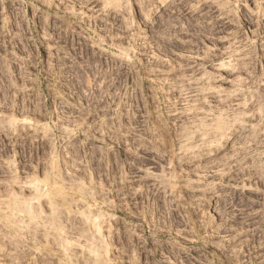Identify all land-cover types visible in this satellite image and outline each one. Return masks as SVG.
<instances>
[{"label":"rangeland","instance_id":"374dc122","mask_svg":"<svg viewBox=\"0 0 264 264\" xmlns=\"http://www.w3.org/2000/svg\"><path fill=\"white\" fill-rule=\"evenodd\" d=\"M27 200L22 264H264V0H0V237Z\"/></svg>","mask_w":264,"mask_h":264},{"label":"bare ground","instance_id":"6f19581e","mask_svg":"<svg viewBox=\"0 0 264 264\" xmlns=\"http://www.w3.org/2000/svg\"><path fill=\"white\" fill-rule=\"evenodd\" d=\"M49 178H51L50 175H49ZM49 181H50V179H49ZM51 182L53 183L54 181H51ZM34 191L36 193H38L39 196H37L35 194L33 196V200H36V199L38 200L39 197L42 195H40L41 193H40L38 187H35ZM50 195H53V196L58 195L60 197V203H62V205H60V206L63 209H59V207H57V206H59V202L57 200L49 197V206H50V210H51V217L47 218L42 223V226L45 228V232L43 234V237L45 238V245H41V241L35 239V236H37V232H38L37 228H38L39 221H38V223L35 222L36 224L34 225L33 232H28L32 236L31 239L34 240L35 245L39 246V247H34V249L39 252L38 254L41 255L42 258L44 256H46L47 259L49 258L48 257L49 255L51 257V254H52L51 251L53 249L52 245L55 242H56V245L62 246L63 252H64L63 255H66L67 252L69 251L68 241H67V234L69 233L68 232L69 230L67 229L68 231L67 230L65 231L66 226L60 225L57 228L54 227L55 221H59L58 224H61V222H60L61 220L69 222V208L68 207L65 208L67 199L65 197H61L62 196L61 193L57 192V191H56V193H54V191L50 190ZM30 201L31 200L23 201L22 205L19 204V206L16 207L17 211L15 213L22 214L23 218L18 217V218H16V220H14L12 218L13 219L12 220L10 216L4 217L3 215H1V218L3 217V220H4L3 224L6 223L4 227L10 228L9 226H11L12 229L8 232V234H10L9 238H8L6 233H3V236L0 237V253H1L0 256H2V258H3L4 253L6 254L8 250H12V251H14V255L11 254V255H13L11 259L17 261L16 264H22V262H23L22 260H24L27 257L30 258V256L32 255L31 250L30 249L27 250V248H25V246H24L25 242H24L22 231L28 230L30 228L29 224L32 221H36V220L41 219L39 217L40 213L36 210V208H34V206L31 204ZM40 206H42L41 203H40ZM52 215H53V217H52ZM4 218H6V219H4ZM26 218H27V223H25ZM50 226H51L52 230L49 229ZM53 228H55V229H53ZM54 230H56V231H54ZM7 238H8V240H7ZM51 238H53V239H51ZM52 257H53V255H52ZM44 262H45V260H44ZM31 264H36V263L31 262ZM38 264H39V262H38Z\"/></svg>","mask_w":264,"mask_h":264}]
</instances>
